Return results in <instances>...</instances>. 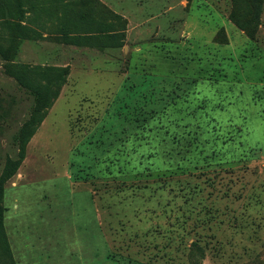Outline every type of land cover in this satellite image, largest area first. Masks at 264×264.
Listing matches in <instances>:
<instances>
[{
  "label": "rangeland",
  "instance_id": "374dc122",
  "mask_svg": "<svg viewBox=\"0 0 264 264\" xmlns=\"http://www.w3.org/2000/svg\"><path fill=\"white\" fill-rule=\"evenodd\" d=\"M27 126L0 264H264V0H0V179Z\"/></svg>",
  "mask_w": 264,
  "mask_h": 264
},
{
  "label": "trees",
  "instance_id": "16d2710c",
  "mask_svg": "<svg viewBox=\"0 0 264 264\" xmlns=\"http://www.w3.org/2000/svg\"><path fill=\"white\" fill-rule=\"evenodd\" d=\"M68 75V67L64 68L63 70L59 71L57 76V81L61 84L64 83L66 80V77ZM27 88L33 89V87L30 84H25ZM36 93L39 97V100L43 102L44 108L47 109L49 107V98L48 96H44L41 90L37 89ZM56 97V94L54 95V98ZM44 118V115H42L37 121L36 124L40 123L42 119ZM27 128V129H26ZM35 128L28 129V126L25 127L23 138L21 139L20 147H19V154L18 158L16 160L10 161L6 164L4 169V175L0 179V243L5 246L6 240L4 238V227H3V211L1 208V200L3 198V186L4 183L9 180L12 176L16 174V171L22 164V162L25 159V150L26 145L29 142L30 138L34 135Z\"/></svg>",
  "mask_w": 264,
  "mask_h": 264
}]
</instances>
